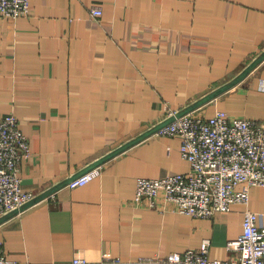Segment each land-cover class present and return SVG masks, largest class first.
<instances>
[{
    "label": "crops",
    "instance_id": "obj_1",
    "mask_svg": "<svg viewBox=\"0 0 264 264\" xmlns=\"http://www.w3.org/2000/svg\"><path fill=\"white\" fill-rule=\"evenodd\" d=\"M99 7L100 16L90 14ZM192 112L264 123V0H31L0 17V119L16 116L31 153L22 188L35 196L234 80ZM176 137L150 134L104 161L100 175L63 187L0 223L5 256L29 264H153L210 241V259L242 231L245 209L264 227V188L210 218L180 214L160 195L135 201L138 178L186 173ZM245 189V186H241ZM109 256L111 259H104ZM117 259L118 262H113Z\"/></svg>",
    "mask_w": 264,
    "mask_h": 264
},
{
    "label": "built area",
    "instance_id": "obj_2",
    "mask_svg": "<svg viewBox=\"0 0 264 264\" xmlns=\"http://www.w3.org/2000/svg\"><path fill=\"white\" fill-rule=\"evenodd\" d=\"M31 0H0V17L16 20L30 13ZM90 14L100 16L99 7ZM264 92V79L258 84ZM179 110L169 111L167 117ZM156 134L176 137L181 156L189 164L186 173L163 178H138L134 199L155 206L160 195L173 202L180 214L210 218L217 212H229L232 205L247 206L249 188H264V123L246 117H231L223 110L210 116L193 112L175 118ZM27 137L18 119L8 114L0 119V218L20 208L35 197L22 188L20 162L30 156ZM100 175V166L77 176L66 187L86 185ZM245 186V189H241ZM210 241L199 248L173 253L166 257H143L142 263L153 264H264V227L258 225V214L245 209L240 235L226 244V259H210ZM104 259H111L104 256ZM118 262L117 259H112ZM76 258L74 264H84ZM0 264H29L8 259L0 243Z\"/></svg>",
    "mask_w": 264,
    "mask_h": 264
},
{
    "label": "water",
    "instance_id": "obj_3",
    "mask_svg": "<svg viewBox=\"0 0 264 264\" xmlns=\"http://www.w3.org/2000/svg\"><path fill=\"white\" fill-rule=\"evenodd\" d=\"M261 58H257L256 60H254L249 66H247L243 72H241L234 80H232L231 82H229L228 84H225L223 86H220L219 88L213 90L212 92H210L209 94H206L205 96H203L202 98H200L199 100L195 101L194 103L190 104L189 106L179 110L176 115L165 118L164 120H162L161 122H159L158 124H156L155 126H153L151 129L147 130L146 132H144L142 135H140L139 137H137L134 140H131L130 142H127L126 144L122 145L120 148L113 150L112 152H110L109 154L103 156L102 158H100L99 160L95 161L93 164H91L90 166H88L87 168H85L84 170L70 176L69 178H67L66 180L56 184L55 186L49 188L48 190H46L45 192L35 196L32 200H30L29 202H27L26 204L22 205L20 208L6 214L5 216L0 218V223L4 222L5 220L15 216L16 214L24 211L25 209L31 207L32 205H35L36 203L40 202L41 200L49 197L50 195H52L53 193H55L57 190L65 187L71 180H73L74 178H76L77 176L83 174L86 171L91 170L92 168H95L97 166H100L104 163L105 160L115 156L116 154H118L119 152H121L122 150L128 148L129 146H131L132 144H134L135 142H137L138 140H140L141 138H144L150 134H154L157 133L159 129H161L162 127L166 126L167 124H169L170 122H172L175 118L180 117L182 115H185L187 113L192 112L193 110L197 109L198 107L202 106L203 104L207 103L208 101L214 99L215 97H217L218 95L222 94L223 92H225L226 90H228L229 88H231L234 84H236L237 82H239L241 79L244 78V76L254 67L256 66L259 62H260Z\"/></svg>",
    "mask_w": 264,
    "mask_h": 264
}]
</instances>
